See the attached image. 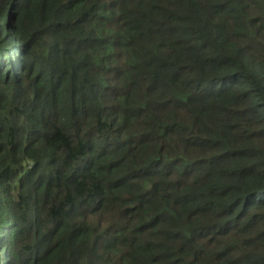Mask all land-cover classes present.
<instances>
[{"label":"trees","instance_id":"trees-1","mask_svg":"<svg viewBox=\"0 0 264 264\" xmlns=\"http://www.w3.org/2000/svg\"><path fill=\"white\" fill-rule=\"evenodd\" d=\"M0 264H264V0H0Z\"/></svg>","mask_w":264,"mask_h":264}]
</instances>
